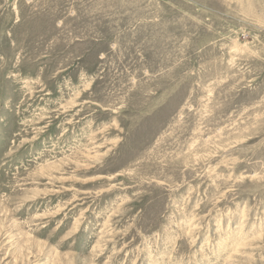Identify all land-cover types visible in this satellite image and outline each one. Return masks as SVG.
<instances>
[{"label":"rangeland","instance_id":"obj_1","mask_svg":"<svg viewBox=\"0 0 264 264\" xmlns=\"http://www.w3.org/2000/svg\"><path fill=\"white\" fill-rule=\"evenodd\" d=\"M0 264H264V0H0Z\"/></svg>","mask_w":264,"mask_h":264}]
</instances>
